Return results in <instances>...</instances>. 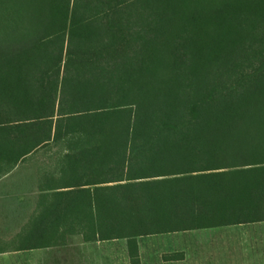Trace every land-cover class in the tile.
<instances>
[{"label":"trees","instance_id":"trees-1","mask_svg":"<svg viewBox=\"0 0 264 264\" xmlns=\"http://www.w3.org/2000/svg\"><path fill=\"white\" fill-rule=\"evenodd\" d=\"M22 167L58 190L23 248L63 227L141 264L138 235L264 219V0H0V179Z\"/></svg>","mask_w":264,"mask_h":264},{"label":"crops","instance_id":"crops-1","mask_svg":"<svg viewBox=\"0 0 264 264\" xmlns=\"http://www.w3.org/2000/svg\"><path fill=\"white\" fill-rule=\"evenodd\" d=\"M29 178L22 167L0 179V264H131L127 237L85 240L63 227L51 244L23 248L32 218L49 205L43 194L58 191ZM136 242L141 264H264V219L138 235Z\"/></svg>","mask_w":264,"mask_h":264},{"label":"rangeland","instance_id":"rangeland-1","mask_svg":"<svg viewBox=\"0 0 264 264\" xmlns=\"http://www.w3.org/2000/svg\"><path fill=\"white\" fill-rule=\"evenodd\" d=\"M166 71V67L162 66V65H158V68L155 70L153 69L151 71V74L154 75H161V74H164V72Z\"/></svg>","mask_w":264,"mask_h":264}]
</instances>
